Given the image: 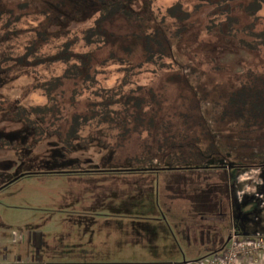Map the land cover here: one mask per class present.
<instances>
[{
  "label": "trees",
  "instance_id": "16d2710c",
  "mask_svg": "<svg viewBox=\"0 0 264 264\" xmlns=\"http://www.w3.org/2000/svg\"><path fill=\"white\" fill-rule=\"evenodd\" d=\"M134 1L0 0V92L28 84L21 95L0 98V116L21 126L16 139L22 145L10 142L23 165L38 163L32 152L47 136L60 141L51 152L70 157L94 135L83 137L84 127L117 139L153 117L154 106L173 100L190 104L186 110L193 114L183 118L208 116L215 124L210 122L216 139L196 126L194 139L209 141L206 150H198L202 158L224 149L239 158V169L264 166V67L246 64L234 79L220 78L226 69L214 58L204 68L203 53L197 59L204 45L196 41L217 35L227 46L264 59V0H136L142 1L140 11L132 9ZM201 12L205 18L198 25L194 18ZM87 20L89 25H77ZM191 51L196 61L184 57ZM222 134L238 145L217 143ZM25 137L34 138L28 147ZM56 157L44 159L46 166L56 168ZM42 173L61 172H23L0 189Z\"/></svg>",
  "mask_w": 264,
  "mask_h": 264
},
{
  "label": "rangeland",
  "instance_id": "374dc122",
  "mask_svg": "<svg viewBox=\"0 0 264 264\" xmlns=\"http://www.w3.org/2000/svg\"><path fill=\"white\" fill-rule=\"evenodd\" d=\"M132 9H144L142 1L135 0ZM204 15L195 16L198 25ZM196 41L204 45L197 55L203 53L204 68L214 58L226 69L220 78L234 79L246 64L264 67V59L227 46L217 35L204 34ZM193 55L184 53L196 61ZM27 86L0 92V98L19 96ZM172 101L157 103L153 117L117 139L101 128L84 127L83 137L94 135L70 157L51 152L60 141L47 136L34 146L38 163L24 165L10 142L22 145L16 139L21 126L0 116L6 134L0 136V186L31 170L61 172L28 174L0 189V264H186L221 246L231 233H264V166L239 169V158L225 146L220 147L223 156L202 158L198 150H206L209 141L194 139L200 131L196 126L203 125L216 139L210 122L215 124L208 116L203 121L194 115L183 118L182 113L193 114L186 110L190 104ZM111 132L115 135L116 128ZM32 139L25 137L27 147ZM225 140L222 134L217 143L238 145ZM51 155L60 160L56 168L46 166L44 159ZM20 246L29 255L3 256Z\"/></svg>",
  "mask_w": 264,
  "mask_h": 264
},
{
  "label": "built area",
  "instance_id": "2783aa9c",
  "mask_svg": "<svg viewBox=\"0 0 264 264\" xmlns=\"http://www.w3.org/2000/svg\"><path fill=\"white\" fill-rule=\"evenodd\" d=\"M186 264H264V237L229 235L220 252Z\"/></svg>",
  "mask_w": 264,
  "mask_h": 264
},
{
  "label": "crops",
  "instance_id": "0c3cea01",
  "mask_svg": "<svg viewBox=\"0 0 264 264\" xmlns=\"http://www.w3.org/2000/svg\"><path fill=\"white\" fill-rule=\"evenodd\" d=\"M228 237H229V235H228ZM228 237L226 238V240L223 242V244H221V246H219V247H211L210 249H212V250H208L207 251V255H209V254H212V253H214V252H216V251H219L221 248H223L225 245H226V243H227V240H228ZM19 249V250H18ZM9 251V253H5L3 256H6L7 257V260H9V257L11 256V254H19V256L18 257H25L26 255H29V250L26 248V247H23V246H20V247H17V249H15V250H13V251H11L10 252V250L8 249V250H6V252H8ZM207 255H205V256H207ZM17 256V255H16ZM205 256H203V257H205ZM0 257H2V254H0ZM202 257V258H203ZM29 259V258H28Z\"/></svg>",
  "mask_w": 264,
  "mask_h": 264
},
{
  "label": "flooded vegetation",
  "instance_id": "af4514ba",
  "mask_svg": "<svg viewBox=\"0 0 264 264\" xmlns=\"http://www.w3.org/2000/svg\"><path fill=\"white\" fill-rule=\"evenodd\" d=\"M28 258H29V257H28ZM28 258H27V259H28ZM27 262H28V263H31V260H29V259H28V261H27Z\"/></svg>",
  "mask_w": 264,
  "mask_h": 264
},
{
  "label": "water",
  "instance_id": "95a60500",
  "mask_svg": "<svg viewBox=\"0 0 264 264\" xmlns=\"http://www.w3.org/2000/svg\"><path fill=\"white\" fill-rule=\"evenodd\" d=\"M229 240V239H228Z\"/></svg>",
  "mask_w": 264,
  "mask_h": 264
}]
</instances>
